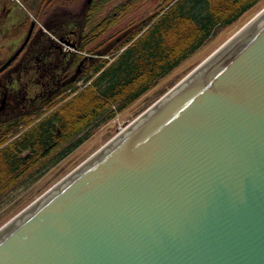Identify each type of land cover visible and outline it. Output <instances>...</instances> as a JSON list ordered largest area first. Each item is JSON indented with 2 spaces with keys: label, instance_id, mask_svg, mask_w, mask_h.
Instances as JSON below:
<instances>
[{
  "label": "water",
  "instance_id": "95a60500",
  "mask_svg": "<svg viewBox=\"0 0 264 264\" xmlns=\"http://www.w3.org/2000/svg\"><path fill=\"white\" fill-rule=\"evenodd\" d=\"M0 264H264V6L2 224Z\"/></svg>",
  "mask_w": 264,
  "mask_h": 264
},
{
  "label": "flooded vegetation",
  "instance_id": "af4514ba",
  "mask_svg": "<svg viewBox=\"0 0 264 264\" xmlns=\"http://www.w3.org/2000/svg\"><path fill=\"white\" fill-rule=\"evenodd\" d=\"M103 1L0 0V217L36 193L45 175H57L76 139L91 134L89 111L75 110V96L124 29L107 16L92 24L91 7Z\"/></svg>",
  "mask_w": 264,
  "mask_h": 264
},
{
  "label": "trees",
  "instance_id": "16d2710c",
  "mask_svg": "<svg viewBox=\"0 0 264 264\" xmlns=\"http://www.w3.org/2000/svg\"><path fill=\"white\" fill-rule=\"evenodd\" d=\"M129 1L122 4L123 10L128 8ZM171 1L158 0L155 14ZM259 1L173 0L137 38L102 69L82 93L75 96L76 103L83 104V110L90 104L91 111L85 118L86 122L94 127L112 118L147 91L159 77L201 46L217 26L234 22ZM97 8L99 6H94L92 10ZM148 21L122 39L114 49L128 42ZM109 22L115 23V18H111ZM106 60L96 64L94 71L100 69ZM59 121L65 123L63 119ZM51 125L53 126V122ZM78 130L77 125L75 132ZM82 138L83 136L77 138L76 143Z\"/></svg>",
  "mask_w": 264,
  "mask_h": 264
},
{
  "label": "rangeland",
  "instance_id": "374dc122",
  "mask_svg": "<svg viewBox=\"0 0 264 264\" xmlns=\"http://www.w3.org/2000/svg\"><path fill=\"white\" fill-rule=\"evenodd\" d=\"M129 0H108L106 7L105 1L92 12V24L97 22L98 20L105 18L107 16L108 19L114 17L113 12L115 11V4L117 2H127ZM157 0H131L128 3V8L125 9V12L121 9L119 15L122 13H127L121 17V21L125 22L131 15L138 14L137 16H145L150 14L156 9ZM264 5V0H260L257 2L251 10H246L240 17H238L234 22L230 24H226L220 27H216L212 33L208 36L206 41L195 51L191 53V55L173 67L168 73L161 76L156 83H154L145 93L140 95L137 99L128 104L123 110L116 113L112 118L101 122L98 126L92 128L90 136L86 139V141L75 148L73 152L70 153V163L64 164L60 167L59 173L57 175L53 174L48 177L45 175V179L41 185V188L35 193H28L27 198L21 202V204L13 203L11 215L23 204L33 199L36 195H38L42 190L46 189L49 185H51L57 177L61 176L66 172L71 166L77 165L80 161H82L85 157H87L91 152H93L96 148L102 145L111 135H113L117 130L121 129L127 122H129L136 114L142 111L146 106L152 103L155 99H157L164 91H166L173 83H175L179 77L185 74L191 66L197 63L199 60L203 58L213 47H215L224 37L230 33V31L239 23L240 21H244L246 16L253 11H258ZM94 8L93 6L91 9ZM123 11V12H122ZM248 11V12H247ZM121 14V15H122ZM110 23V22H109ZM111 30V28L109 29ZM77 112L84 111L82 103H76L75 106ZM87 111L90 110V104L85 107ZM78 115L72 114L70 118H76ZM76 125L80 123V120H76ZM75 164V165H74ZM67 165V166H66ZM55 175V176H54ZM8 216H1L0 223L6 220Z\"/></svg>",
  "mask_w": 264,
  "mask_h": 264
},
{
  "label": "bare ground",
  "instance_id": "6f19581e",
  "mask_svg": "<svg viewBox=\"0 0 264 264\" xmlns=\"http://www.w3.org/2000/svg\"><path fill=\"white\" fill-rule=\"evenodd\" d=\"M249 10H251V9H249ZM249 10H248V11H249ZM248 11H247V12H248ZM255 13H256L255 11L250 12V13L246 16L245 20L242 21V22L240 21L239 23H237V25H235V27L230 31V33H229L227 36L229 37L230 35H232V34H233V33H234L239 27H241V26H242L247 20H249V19H250ZM228 37H227V38H228ZM227 38H224V40H226ZM224 40H221L220 43L216 45V48H217L220 44H222V43L224 42ZM216 48H215V49H216ZM215 49H214V50H215ZM211 51H213V50H211ZM209 53H211V52H209ZM209 53H208V54H209ZM208 54H207V55H208ZM207 55H206V57H207ZM206 57H205V58H206ZM202 60H203V59H202ZM202 60H201V61H202ZM201 61H200V62H201ZM134 117H135V116H134ZM134 117H133V118H134ZM133 118H132V119H133ZM132 119H131V120H132ZM119 130H120V129H119ZM116 132H118V130H117ZM116 132H115V133H116ZM112 136H113V135H112ZM110 137H111V136H110ZM12 217H13V216H11V217H9V218H12ZM9 218H8V219H9ZM8 219H6L4 222H2V223L0 224V226H1L2 224H4Z\"/></svg>",
  "mask_w": 264,
  "mask_h": 264
}]
</instances>
